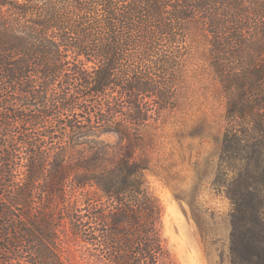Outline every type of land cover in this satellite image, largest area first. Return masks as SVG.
I'll use <instances>...</instances> for the list:
<instances>
[{
  "label": "trees",
  "instance_id": "trees-1",
  "mask_svg": "<svg viewBox=\"0 0 264 264\" xmlns=\"http://www.w3.org/2000/svg\"><path fill=\"white\" fill-rule=\"evenodd\" d=\"M202 65L230 264H264V0H0V264H65L63 236L90 264H172L148 152Z\"/></svg>",
  "mask_w": 264,
  "mask_h": 264
},
{
  "label": "rangeland",
  "instance_id": "rangeland-1",
  "mask_svg": "<svg viewBox=\"0 0 264 264\" xmlns=\"http://www.w3.org/2000/svg\"><path fill=\"white\" fill-rule=\"evenodd\" d=\"M200 70L187 80L182 111L155 130L147 178L163 209L162 234L172 264H230V213L238 205L223 192L216 174L225 99L208 68ZM245 163L240 158L231 162L229 176L236 186ZM257 174L252 172V181ZM60 249L65 264H90L70 236H63Z\"/></svg>",
  "mask_w": 264,
  "mask_h": 264
}]
</instances>
